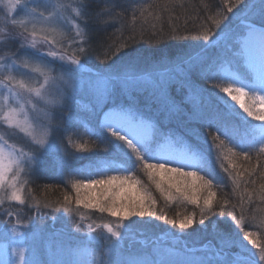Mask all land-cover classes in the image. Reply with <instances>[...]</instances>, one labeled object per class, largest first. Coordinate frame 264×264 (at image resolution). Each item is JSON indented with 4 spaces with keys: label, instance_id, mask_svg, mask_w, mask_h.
Wrapping results in <instances>:
<instances>
[{
    "label": "rangeland",
    "instance_id": "1",
    "mask_svg": "<svg viewBox=\"0 0 264 264\" xmlns=\"http://www.w3.org/2000/svg\"><path fill=\"white\" fill-rule=\"evenodd\" d=\"M61 2H71L74 7H79L81 4L85 5V0H32L28 6L31 8L39 5L40 10H45L47 15L48 12L53 11L57 3ZM259 3L260 0H253L243 12H225L220 17L221 23L216 28V32L210 35L213 37L212 39L204 41L200 37L194 41L196 43L189 48L192 50L189 59L161 61L156 65H151L152 62L139 57L131 64L116 57L113 60L115 62H101L98 65H93L95 61L90 64L88 58L84 59L87 56L85 55L81 59L86 63L78 72H65L66 65L47 56L46 53L52 50L65 56H71L74 53L79 55L74 46L86 48L88 42L90 26L86 20V15L77 18L71 10H68L63 13V16L56 17L54 22L59 23L63 35L48 34V43H38L36 49H32L27 45L21 47L24 36H28V34L22 33L19 26L10 23L13 18L17 20L26 18L24 12L17 10L9 16L3 5H0V30H2L0 31V78L11 71L18 79L40 80L38 74L22 66L23 60L28 59L30 64H47L55 68L56 75L64 74L66 77L71 76L77 80L80 74L87 75L99 72L119 74L121 79L125 81L111 99L100 104L96 103L91 93L73 91L71 88H68L63 103L61 104L57 100L55 107L45 106L33 98V102L37 103V110L32 111L29 108L31 118L37 123H47L50 116L51 123L56 128L50 138L52 148L48 150L34 146L30 138L24 133L8 127L3 121H0V137L3 138L0 142L6 141L17 149L37 154L35 165L31 169L26 168L25 172L21 173V180L27 181L23 190L25 204L20 205L15 201L5 199L4 203L0 205V264H18L19 257L15 253L20 250H23L26 264H109L110 261L115 262V264H160L161 261L177 262V264H189V262L198 264V262L204 261L207 264L208 261H212L215 264L216 261L223 259L221 250L226 253H236L241 248H247L251 252L257 253L256 258L258 259V249L253 248L251 243L244 239V233L251 232L252 239H255L259 246L264 247V223H262L264 213L261 211V215L259 213L257 215L252 214L255 217L253 221H258V227L247 229L241 233L226 234L221 232L216 227V222L212 223L211 231L198 223L196 226L193 224L187 230L179 229L177 234L166 228L162 230L154 227L156 229L154 231L152 228H148V224L149 226L150 224L153 225L151 219H154L158 226L161 222L159 217L164 215L171 206H198L182 198L166 200L148 177L140 171L138 175L134 174L156 200L154 210L157 216L145 217L146 219L132 217L130 220L124 221L126 227L120 229L122 238L117 240L115 237L109 238V234L102 227L96 228L95 231L88 229L87 225L90 223L93 224L94 228L96 225H103L104 223L115 225L116 218L96 209H86L82 205L77 207L75 204L76 192L71 185L74 180L90 174L99 179L101 174L115 175L117 172L114 169L127 167V164L116 160V158L92 156L89 154L90 151L80 152L75 147L77 144H84L87 147L89 139L95 133H100L104 137L105 134L100 128L104 113L113 109L119 111L120 108H124L129 110L128 118L137 123L139 133L153 141L154 149L170 152L177 158L191 153L202 156L200 166L203 170L200 175L212 180L210 190L215 193L213 198V204H215V200H219L216 195L217 192L214 191L216 188L215 181L219 179L226 182V179L220 175L215 160L203 152L198 141H191L186 133L185 135H178L166 131L165 135L156 137V121L153 117L165 114L168 116L170 109H173V102L167 99L168 86L172 82L186 84V88L190 92L189 99L194 105L196 113L201 117L207 116V119L210 117L209 120L215 119L216 116L219 117V114L211 111L213 105L218 107L222 113L225 111V106L217 96L218 89L212 88L213 82L221 83V81L219 79L209 80L207 76L235 74L248 85H252L253 82L259 83L261 76L259 43H253L255 52L246 50L243 55H241L240 43L242 37L247 35V24L252 19L258 18L259 8L253 9L251 6L259 5ZM223 17H227V19ZM66 18H70L84 29L86 35L83 44L80 42V37L76 36L72 23ZM8 36H16V39H8ZM28 39L30 40L31 37L28 36ZM36 39L41 40V36L38 35ZM72 67L75 68V66ZM191 70H196L198 74L208 80L209 86H200L195 83L191 78ZM129 76L132 78L126 79ZM134 91H145L152 94L153 100H147L152 103V108L149 107V113L138 111L131 105L133 102H138V98L131 96ZM4 95H8L7 90L0 88V96ZM219 95L225 94L220 93ZM202 97L204 101L200 102ZM242 99L245 102H252L248 97H242ZM28 100L27 94L21 98V102L25 103L26 106ZM9 103L18 107L11 98ZM229 103L232 102L229 100ZM256 107L260 108L261 105L257 103ZM175 109L179 110L176 106L173 111ZM209 111L210 114L208 115ZM237 111L244 115L238 106ZM232 119L240 126L238 128L240 134L237 135L239 142L240 135L243 134L244 130L243 125L240 119L236 117H232ZM251 123L260 124L258 121H251ZM187 131L191 136L196 138L199 136L194 130ZM69 138L71 143H69ZM125 151L129 150L125 149ZM173 166L175 165L173 164ZM185 170L189 169L186 168ZM52 171L57 178L70 187V193L67 195L72 199V213L53 210L54 207L62 205L65 201L60 199L48 201L47 198L39 197L33 192L35 182L51 175ZM233 185L231 187H235L234 190L237 191L235 195H238L236 204H248V197L244 196L241 184H238L239 187L236 183ZM100 187L97 185L91 190H82V194L86 193L91 197H98ZM137 187L140 186L137 185ZM189 194L194 196L202 207L208 190L200 187L199 182H196V186L190 190ZM36 201L40 202V208L35 207ZM44 203H48L49 207H43ZM8 212H11L12 215H7ZM18 217L20 223H17ZM81 217L84 219L82 220ZM245 217L246 213H244L241 221H248ZM77 224H79V228H77ZM13 225L16 227V232L12 231Z\"/></svg>",
    "mask_w": 264,
    "mask_h": 264
},
{
    "label": "snow or ice",
    "instance_id": "2",
    "mask_svg": "<svg viewBox=\"0 0 264 264\" xmlns=\"http://www.w3.org/2000/svg\"><path fill=\"white\" fill-rule=\"evenodd\" d=\"M30 2L32 0H0V5H3L9 16L17 12V10L24 12L26 18L19 20L13 18L10 20L12 25L19 26L22 29V33H27L31 37L29 40L28 36H24V42L21 47L27 45L29 48L36 49L38 43L49 42L48 34L62 36L61 26L54 21L56 17L63 16V13L68 10H71L77 18H82L86 15L84 4L74 7L71 2L57 3L53 11L48 12L46 15L45 10H40L39 5L30 8L28 6ZM241 3H243V0H235V3H229L227 11L232 12L233 8ZM251 7L253 9L258 7L259 14L257 19H252L246 26L247 35L243 36L240 41L241 55L246 50H249L250 44L258 39L261 67L259 83L253 82L252 85H248L235 74L207 76L209 80L215 81L219 79L221 81V83L213 82L212 88L218 89L217 96L224 103L225 111L220 114L219 122L215 127V134L210 135L213 146L217 150L227 149L225 158L229 159L239 156L250 159V152L253 150L257 151L258 156L264 155V0H260L259 5H252ZM141 16H143V12ZM223 18L227 19V17ZM66 19H69V22L72 23L76 36L80 37V42L83 44L86 35L84 29L70 18ZM135 19L133 17V22H135ZM144 19L147 21V17H144ZM213 23L216 27H219L221 21L214 20ZM29 25H31V28H29ZM38 35L41 36L39 41L36 39ZM7 38L14 40L16 36H8ZM212 38L208 31H205L202 35L204 41H209ZM185 39H189V37H185ZM126 47H128L127 41L120 43L115 47L113 55L131 64L137 59L139 53L135 49L122 53V49ZM77 51L79 55L74 53L71 56H65L57 51L49 50L46 55L66 65L65 72H78L86 63V61H82L81 57L87 55L88 50L81 46ZM229 63H232V61H229ZM13 64H15V61H13ZM22 66L38 74L41 79L36 81L18 79L11 71L0 78V88L6 89L8 93V95L0 96V121H3L8 127L18 129L24 133L30 138L34 146L43 150L52 148L50 138L56 128L52 125L50 116L47 123H37L31 118L29 108L32 111L37 110V103L33 102V98L45 106L55 107L57 100L61 104L63 103L68 88H71L73 91L91 93L96 103L100 104L111 99L125 82L119 74H103L99 72L87 75L80 74L77 80L71 76L66 77L64 74L56 75L55 68L47 64H30L28 59L23 60ZM72 66H75V68ZM131 78L129 76L126 79ZM220 93L225 95L220 96ZM24 94L29 97L27 106L21 102ZM242 97H248L252 102H245ZM10 98L15 101L18 107L9 103ZM229 100L232 103H229ZM257 103L261 105L260 108L256 107ZM237 106L244 115L237 111ZM172 107L173 109L175 108L174 105ZM128 116V109L110 110L104 113L100 128L105 134L104 139H106L107 144H110L113 150L122 153L129 166L124 169H114L117 172L115 175L101 174L100 178L97 179L94 178L93 174H90L72 182L71 186L76 192L75 204L77 207L82 205L86 209H96L101 213H107L111 217L116 218L115 225L104 223L103 225H96L94 228L93 224L90 223L87 225L88 229L95 231L96 228L102 227L109 234V238L115 237L119 240L122 238L120 229L126 227L124 221L130 220L132 217L157 216L154 210L156 200L141 184V181L134 174V169L142 171L166 200L182 198L196 204L198 207H200L198 200L189 193L196 186V182H199L200 187L208 190V195L203 200V206L200 207L201 218L199 223L203 225L207 215L214 214L213 198L215 193L210 190L212 180L200 175L203 170L200 166L203 159L202 156L197 153H191L190 155L177 158L170 152L154 149L153 141L141 135L138 131L137 123L129 119ZM232 117L240 119L243 125L244 130L243 134L240 135L239 143H234V137L240 133L238 127L232 125ZM251 121H258L260 124L255 125ZM208 126L212 127L213 123L209 122ZM96 135L100 137L101 134L96 133ZM222 137L224 138L222 139ZM2 140L3 138L0 137V141ZM69 143H71L70 138ZM75 147L80 152L90 151L84 144H77ZM236 148H240V151H236ZM125 149L129 151H125ZM105 151H107V148H105ZM36 162L37 154L35 152L17 149L6 141L0 142V205L4 203L5 199L15 201L20 205L25 204L23 190L27 181L21 180V173H24L26 168L31 169ZM186 168L189 170L186 171ZM252 171L254 172L255 169L253 168ZM241 175L243 173L237 172V177ZM261 176L264 177V172L261 173ZM234 183H236L235 180ZM97 185L101 186L98 197H91L86 193L82 194V190H91ZM137 185L140 187L138 188ZM237 187H239L238 183ZM260 187V199L264 200V184ZM64 201L62 205L54 207L53 210L56 212L63 210L66 213H72V199L65 196ZM35 207H41L39 201H36ZM43 207H49V204L44 203ZM224 214L223 211L220 212V215ZM7 215L10 216L12 213L8 212ZM229 215L232 214L229 213ZM159 218L174 227L187 230L193 226L195 214L184 216L181 219H170L167 215H162ZM81 219L83 220L84 217H81ZM233 219L235 220V216H233ZM20 222L18 217L17 223ZM240 223L241 221H237V224ZM79 227V224H77V228ZM12 231L16 232L15 225H13ZM244 239L248 240L253 248L258 249V259L256 258L257 253L251 252L247 248H241L236 253H226L221 250L223 259L216 261L215 264H264V247L259 246L257 241L252 239L251 232H245ZM15 254L19 257L18 264H26L23 250ZM109 264H115V262L110 261ZM160 264H177V262L161 261ZM189 264H195V262H189ZM198 264H205V262L200 261ZM207 264H213V262L208 261Z\"/></svg>",
    "mask_w": 264,
    "mask_h": 264
},
{
    "label": "trees",
    "instance_id": "3",
    "mask_svg": "<svg viewBox=\"0 0 264 264\" xmlns=\"http://www.w3.org/2000/svg\"><path fill=\"white\" fill-rule=\"evenodd\" d=\"M252 1L243 0V3L233 8V11L243 12ZM229 3H235V0H85L86 20L90 27L86 47L88 52L84 59L88 58L90 64L95 61L93 65L112 62L116 59V56L113 55L115 47L124 41H127L128 47L123 48L122 53L135 49L139 53L138 57L152 62L151 65H156L161 61L189 59L192 53L189 48L196 43L194 41L202 37L205 31H208L210 35L216 32L217 27L213 21L221 20L220 17L228 12ZM142 12L143 16H141ZM133 17L136 18L135 22H133ZM144 17H147V21ZM185 37H189V39H185ZM74 47L75 49L79 48L78 45ZM191 73V78L195 83L200 86H209L208 80L198 74L196 70H191ZM168 87L167 99L171 100L179 110L170 109L168 116L166 114L152 116L156 121L155 136L161 137L166 134V131L178 135L186 133L191 141H198L203 152L215 160L220 175L226 179V182L219 179L215 181L214 191L217 192L219 200H215L214 214L207 215L203 225L199 223L200 207L192 205L189 207L186 205L169 206L170 208L164 215L170 219H181L184 216L195 214L194 226L198 223L211 231L212 223L216 222L218 230L226 234L241 233L247 229L257 228L258 221H253L255 217L252 214H260V211L264 213V200L260 199V186L264 184V177L261 176V173L264 172V155L258 156L257 151L253 150L250 152V159H245L243 156L225 158L227 149L217 150L213 146L210 135L215 134V127L222 111L213 105L211 111L219 114V117L216 116L212 120H209L210 117L207 119V116L201 117L196 113L195 107L189 99L190 92L185 83L172 82ZM131 96L138 98V102L131 104L136 110L149 113L152 103L147 100H153L152 94L145 91H134ZM201 100L200 102L204 101L203 97ZM209 122L213 123L212 127L208 126ZM231 123L240 128L232 118ZM187 130H194L199 134V138L191 136ZM238 140V137L235 136L234 143H239ZM87 148L90 149L89 154L92 156L116 158V160L127 164V167L129 166L122 153L113 150L101 135L98 137L95 133L89 139ZM236 151L239 152L240 148H236ZM51 169L53 170V167ZM133 171L136 175L140 173L138 169ZM237 172H241L243 175L237 177ZM234 180L236 184H241L244 196L248 197V204H236L238 195L235 193L237 191L234 190L235 187H231L235 184ZM33 187L34 194L39 197L43 196L48 201H58L59 199L64 201L62 197L68 196L67 194L70 193L68 184L57 178L53 171L51 175L37 180ZM238 193L241 194V192ZM221 211L225 214L220 215ZM244 213H246L245 219L248 220L246 222L241 221ZM233 216H235V220ZM151 221L153 225L149 226L148 224V228H152L154 231L166 228L176 233L179 230L178 227L168 224L163 219L158 226L154 219ZM237 221H241V223L237 224Z\"/></svg>",
    "mask_w": 264,
    "mask_h": 264
},
{
    "label": "bare ground",
    "instance_id": "4",
    "mask_svg": "<svg viewBox=\"0 0 264 264\" xmlns=\"http://www.w3.org/2000/svg\"><path fill=\"white\" fill-rule=\"evenodd\" d=\"M255 42H258V39L255 41ZM249 50L253 53V52H255L256 51V49H255V45L252 43V44H250V46H249ZM214 68V67H213ZM213 68H212V71H213ZM219 71V70H218ZM214 72V71H213Z\"/></svg>",
    "mask_w": 264,
    "mask_h": 264
}]
</instances>
